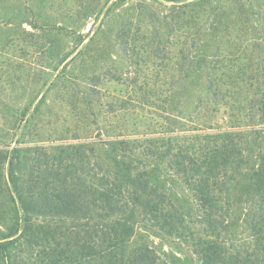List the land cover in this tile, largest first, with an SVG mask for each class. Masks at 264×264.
Returning <instances> with one entry per match:
<instances>
[{"label":"rangeland","instance_id":"rangeland-1","mask_svg":"<svg viewBox=\"0 0 264 264\" xmlns=\"http://www.w3.org/2000/svg\"><path fill=\"white\" fill-rule=\"evenodd\" d=\"M197 1L109 0L103 11L112 3L117 9L106 13L100 27L99 22L92 25L93 18L86 21L81 30L86 38L75 48L82 54L74 58V53L64 63L69 81L72 77L82 86L74 89L57 83L63 66L58 71L46 69V50L54 35L60 37L61 48H74V41L63 37L58 27L87 3L6 0L8 12H18L50 32L43 34L28 23L0 22V174L7 179L6 151L15 146L32 150L22 176L26 203L53 197L51 187L60 186L61 181L64 187L76 186L81 200L86 187L87 193L90 188L103 192L106 187L111 194L118 192L102 160L100 143L107 140L106 130L124 129L134 138L146 139L140 140L146 148L159 139L157 151L181 152L187 168L188 162L198 161L189 165L184 177L180 175L193 211L164 206L165 213L176 220L163 225L151 213L146 219L137 216L141 214L138 207L135 231L125 240L124 264L149 257L138 249L143 244L151 248L158 264L165 261L163 252L176 246L191 258V264H264V213L256 208L263 200L256 198L248 205L253 211L241 203L243 199L239 202L238 168L235 173L227 169L219 157L233 143L250 144L264 136V124L253 121L256 117L251 116L248 101L239 104L227 99L228 93L242 92L239 97L246 95L251 102L258 90L252 78L264 80V0H203L182 8ZM171 15L179 20L176 24L169 20ZM194 55L198 65L191 66ZM197 80L204 83L200 90L195 87ZM237 80L241 86L234 84ZM259 88V94H264V87ZM176 93L205 96L209 103L198 105L195 99L187 108L189 117L172 134L167 133L175 118L170 99ZM218 96L225 97L222 103ZM249 117L254 125H248ZM199 157L211 159L213 165H203ZM151 159L153 164L160 162ZM245 166L239 169L249 173ZM191 179L185 188V180ZM120 196L127 200L131 194L121 189ZM211 201L220 206L213 216L220 218L217 224L207 219L212 213L205 204ZM95 202L99 205L100 199ZM150 206L155 207L153 200ZM95 219L34 217L18 252L21 264H103L104 236L99 228L95 231L102 217ZM139 219L144 223L139 225ZM104 226L113 227L108 221ZM161 228L164 239L153 233ZM115 264H121L119 256Z\"/></svg>","mask_w":264,"mask_h":264},{"label":"trees","instance_id":"trees-1","mask_svg":"<svg viewBox=\"0 0 264 264\" xmlns=\"http://www.w3.org/2000/svg\"><path fill=\"white\" fill-rule=\"evenodd\" d=\"M82 3H87L82 5L80 11L72 18H67L63 24L58 27V31L63 37H68L74 41V48L71 50H65L61 48L59 43V38L53 36L54 39L47 46L46 52L48 53L47 61L45 63L46 69L51 71H58L61 66L62 74L57 76V83L60 87L70 86L71 88L78 89L82 88L79 82L75 81L72 77L69 81V72H66L67 64H64L74 53L75 56L82 54L81 51L75 50L79 45L83 43L84 37L86 36L81 33V30L85 27L86 21L90 18L92 19V25L94 26L99 22V27L107 20L106 13L111 10H116V3H112L105 12L103 11L104 5L108 3L109 0H105L103 4L98 2V0H80ZM124 0H118V2H123ZM164 2H184L186 0H163ZM203 0H199L195 3L182 4V8H187L189 6H194V4L199 5ZM7 2L6 0H0V22L10 23L16 25H22L23 23H28L32 29L39 28L35 22H32L28 18H25L18 12L16 14H11L7 11ZM6 9V10H5ZM192 9V8H191ZM176 13V12H175ZM178 17L180 18L179 14ZM170 21L175 24L179 21L174 15H171L169 18ZM92 26V27H93ZM43 34H46L45 28H39ZM176 29V26H175ZM50 35V32L47 33ZM58 41V42H57ZM194 57V58H193ZM190 60V65H198V55H194ZM74 58H71L70 61ZM207 63L201 66L205 68ZM187 75V74H186ZM188 76V75H187ZM256 81V89L254 99L248 100L246 95L240 98L242 92L233 95L228 93L227 99L236 100L239 104L240 101H248V108L250 111L253 110L254 115L251 116L254 118L253 121L256 122V125L264 124V94H259V91L262 90L259 88L264 87V80L261 78H252ZM253 83V82H252ZM201 80H197L195 87L200 90L203 86ZM234 84L241 86L239 80L235 81ZM211 85V84H209ZM160 97V98H159ZM156 96V98L161 101V96ZM224 96H218V100H222L219 103L223 102ZM197 99L198 105L203 102L209 103V98L205 96H185V94L179 95L178 93L173 94L170 101L172 103V109L174 110L175 118L170 121V126L167 133H174L179 125H182L183 120L186 117H189L187 112L188 106L192 107V104ZM157 101V100H156ZM161 103V102H160ZM225 105L229 102L224 103ZM232 107V106H231ZM238 122V121H237ZM249 126L251 124V118L249 117L248 121ZM230 127V126H229ZM119 131L118 133L112 132L113 130H106L107 140H101L100 145L102 146V160L105 163L106 172H108L113 179V183L116 184V187L119 189L118 192L114 191L112 194L109 193V187L103 188V192L99 190H94L90 188L88 193L86 192L87 187L85 188V198L79 199V190L73 185L64 187V181H61V185L58 187H51L53 192V197L46 196V200L43 199H32L33 201L26 203L24 201V193L22 187V176L24 175L25 169L29 167V154L32 151L30 148H21V147H12L7 153V179L4 175L0 174V264H21L20 258H18V252L23 243L24 234L30 229L29 224L34 219V217H58L60 220L63 219H74L78 222L86 221H96L95 218L99 220L102 217V220L98 223V227L101 233L104 236L103 252H104V263L111 264L114 261V264L117 262V256H119V262L124 264L127 254L126 249L127 245L125 240L133 234L135 231V218L137 216L142 219L151 213V218L157 223L167 225L173 220L171 216L173 214H168L167 210L165 213L164 206H168L176 211L183 212L192 206L189 204V199L184 197L185 189L182 185L181 177H184L185 173L189 169V165L198 161L196 159L188 162V168L184 165V159L182 158V153L178 152L177 154H170V148L165 150V152H158V140L155 141V145L151 148H146L144 145H140V138H134L130 134L125 133V130ZM198 130V129H193ZM129 131V130H128ZM144 131V130H142ZM189 131V130H185ZM257 134L261 132L256 131ZM141 133L140 134H145ZM179 133V132H178ZM255 134V131H254ZM149 140V139H147ZM193 147L197 148L198 146ZM244 146V147H243ZM173 149V148H172ZM156 150V152H155ZM193 152H198L196 149L191 148ZM223 153L219 157L223 160V164L227 169L233 170L238 168L239 180H240V195L239 202H241L245 207L256 198L263 200L258 203L256 206L257 210L264 213V136L262 135L259 140L245 143V145H240L233 143L230 146L223 149ZM28 156V157H27ZM152 157H155L160 162L153 164ZM27 158V159H26ZM244 158H248V162ZM26 159V160H24ZM199 160L205 166H211L210 160L206 157ZM215 161V158H213ZM235 161V162H234ZM246 165L245 167L249 169V173L241 171L239 166ZM139 169L143 172L138 173ZM198 172V170H196ZM59 175L58 173L56 174ZM144 176V178H143ZM5 178V179H4ZM143 178V180H142ZM73 180V178L71 177ZM54 180L51 179L52 183ZM185 188L190 187L189 184L192 181L185 180ZM60 182V181H59ZM48 183V184H50ZM57 188H61L58 191ZM121 189L128 191L129 196L127 200H123L120 196ZM160 191L161 193H157ZM57 192V193H55ZM160 198L157 200L155 197ZM93 197V198H92ZM153 197V198H152ZM34 198V197H33ZM100 199V204H96V199ZM166 199V200H164ZM153 200L155 207L152 209L150 206V201ZM174 207H172V206ZM209 210L211 209V215H207V219L217 224L220 222V218L217 220L213 216L218 213L216 209H220V206L216 201H211V203L205 204ZM140 207L141 214L137 215L136 209ZM251 211L253 208L248 207ZM101 212H98V210ZM188 210V209H187ZM208 210H206L207 213ZM175 213V211H173ZM209 214V212L207 213ZM137 215V216H136ZM100 216V217H99ZM138 219V217H137ZM142 219L138 220L139 225L143 224ZM108 221L113 225L109 230L105 228L104 222ZM161 230H157L154 235L156 237H163ZM51 239H54V236H51ZM164 239V237H163ZM162 239V240H163ZM159 243L162 244L163 241ZM264 240V236L262 238ZM55 241V240H53ZM176 250H168L163 252V257L165 261L169 264H191V258L182 252L177 246ZM139 251H146L149 253V257L144 258L141 256L140 260L134 264H145L152 261V264H158L157 258L151 252V248L142 245L141 248H138ZM264 249V248H263ZM154 250V249H153ZM238 250V249H236ZM240 252V251H239ZM113 254V255H112ZM264 254V251H263ZM237 258V255L234 256ZM244 263L248 262V254L246 253L243 259Z\"/></svg>","mask_w":264,"mask_h":264}]
</instances>
